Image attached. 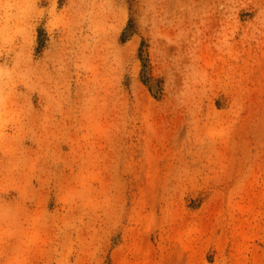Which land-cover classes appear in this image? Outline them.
Masks as SVG:
<instances>
[{
	"label": "rangeland",
	"instance_id": "1",
	"mask_svg": "<svg viewBox=\"0 0 264 264\" xmlns=\"http://www.w3.org/2000/svg\"><path fill=\"white\" fill-rule=\"evenodd\" d=\"M0 264H264V0H0Z\"/></svg>",
	"mask_w": 264,
	"mask_h": 264
},
{
	"label": "trees",
	"instance_id": "2",
	"mask_svg": "<svg viewBox=\"0 0 264 264\" xmlns=\"http://www.w3.org/2000/svg\"><path fill=\"white\" fill-rule=\"evenodd\" d=\"M133 31V21L132 19L129 20L127 26L125 27L124 31H123V38L122 39H126L127 36H129Z\"/></svg>",
	"mask_w": 264,
	"mask_h": 264
}]
</instances>
